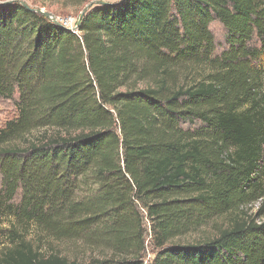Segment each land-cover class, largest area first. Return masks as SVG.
Segmentation results:
<instances>
[{"label":"trees","instance_id":"trees-1","mask_svg":"<svg viewBox=\"0 0 264 264\" xmlns=\"http://www.w3.org/2000/svg\"><path fill=\"white\" fill-rule=\"evenodd\" d=\"M225 29L220 47L210 28ZM78 32L0 5V264H264V0H121ZM228 220L195 245L172 244Z\"/></svg>","mask_w":264,"mask_h":264},{"label":"rangeland","instance_id":"rangeland-1","mask_svg":"<svg viewBox=\"0 0 264 264\" xmlns=\"http://www.w3.org/2000/svg\"><path fill=\"white\" fill-rule=\"evenodd\" d=\"M4 1L18 2L36 11L43 10L45 12H49L56 17V20L60 24L78 32L77 29L80 20L91 8H93L95 5H98V2L107 1L111 3H117L121 0H0V3ZM210 28L217 40L218 45L222 47L225 44V29L223 25L218 20H214L210 23ZM15 114L16 109L13 101L0 98V128L8 119L14 117ZM237 215H239L241 218H253L257 223H263L264 201L259 200L240 208V210L237 212ZM227 222L228 220L224 218L216 220L193 234L175 239L172 244L187 246L202 243L206 241L207 238L215 235L217 228L225 229ZM145 226L148 229V235L146 236V248L143 253V258L144 264H150L158 251V247L151 244L149 223L147 219H145ZM29 237L34 240L35 245L41 248L44 253L62 254L72 259H77L85 264L89 263L93 256L99 255L98 253L94 254L89 249L83 247L81 243L66 240H45L41 239L34 232H31Z\"/></svg>","mask_w":264,"mask_h":264},{"label":"water","instance_id":"water-1","mask_svg":"<svg viewBox=\"0 0 264 264\" xmlns=\"http://www.w3.org/2000/svg\"><path fill=\"white\" fill-rule=\"evenodd\" d=\"M12 3V1H4V2H1L0 5H7V4H10ZM98 4H101V5H104V4H114V3H111V2H107V1H100L98 2ZM38 12L44 14L45 16H47L49 19H51L52 21H54L55 23L57 24H60L57 20H56V17L49 13V12H45L43 10H37Z\"/></svg>","mask_w":264,"mask_h":264}]
</instances>
